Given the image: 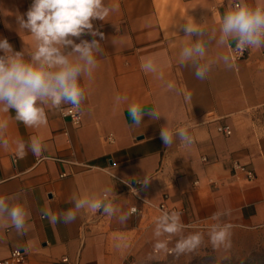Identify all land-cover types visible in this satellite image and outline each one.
Returning <instances> with one entry per match:
<instances>
[{
	"label": "crops",
	"instance_id": "1",
	"mask_svg": "<svg viewBox=\"0 0 264 264\" xmlns=\"http://www.w3.org/2000/svg\"><path fill=\"white\" fill-rule=\"evenodd\" d=\"M31 3L0 0V38L15 51L32 44L16 22ZM104 3L118 10L108 22L92 21L104 33V54L97 57L92 77L82 81L87 91L81 123L76 126L59 110L46 108L45 126L27 128L14 119L9 124L10 148H0V196H15L13 202L26 209L28 230L20 235L11 226L0 228V260L20 249L24 260L17 264H124L128 258L143 263L154 257L160 205L180 212L184 224L197 226L185 232L207 233L211 215L223 208L231 210L222 219L232 225V234L264 226V48L249 49L235 60L234 43L220 48L213 43L207 59L229 55L232 67L215 63L206 79H197L190 64L179 62L180 48L189 42L179 25L194 20L211 31L227 0ZM147 57L163 72V81L141 69ZM167 82L174 84L170 91ZM116 95L128 101L117 104ZM133 101L145 111L138 127L127 110ZM153 108L162 113L158 120L148 114ZM167 122L192 124L190 150L178 139L165 146L160 130ZM33 135L43 137L42 155L28 151L25 158H15V141L27 142ZM145 177L151 179L147 185ZM106 187H114L119 198L116 216L82 210L68 224H51L43 216L44 209L59 215L72 208L74 194ZM131 207L138 211L121 223L119 216ZM174 243L175 238L169 247Z\"/></svg>",
	"mask_w": 264,
	"mask_h": 264
},
{
	"label": "clouds",
	"instance_id": "2",
	"mask_svg": "<svg viewBox=\"0 0 264 264\" xmlns=\"http://www.w3.org/2000/svg\"><path fill=\"white\" fill-rule=\"evenodd\" d=\"M117 10L116 5L107 6L104 0H32L26 13L16 15L17 31L28 34L32 44L26 45L24 41L23 50L15 51L7 38H0V114L15 111L14 116L0 115V148L5 151L10 148L6 133L13 119L27 128L38 129L47 124L46 108L83 115L82 105L87 89L82 81L92 77L99 66L97 57L104 54L101 44L105 39L104 33L94 28L92 21L108 22ZM179 27L189 41L180 48L179 62L184 66L190 64L196 78L203 80L215 63L223 62L226 67H232L229 55L221 54L215 60L207 59L209 45L214 43L220 48L231 47L234 43V51L241 55L249 49L264 48V0H227L218 27L211 31L194 20L186 21ZM85 34H90L93 39H80ZM73 38L80 39V42L76 43ZM141 69L158 80L164 79L163 72L151 57L142 61ZM165 87L170 91L174 84L167 82ZM186 99H190V96ZM115 101L117 104L124 103L128 97L116 95ZM65 105L70 107L65 108ZM127 110L134 126H140L145 114L143 105L133 101L128 104ZM148 114L153 120L162 116L157 108ZM191 128V123L174 127L167 122L161 127L160 137L168 148L178 139L185 149L190 150L194 143ZM28 151L40 157L44 151L43 137L33 135L27 142L15 141V158H25ZM150 180L145 177L142 183L147 185ZM132 190L136 193L135 188ZM15 199V196H0V228L11 226L18 234L24 235L28 230V212L21 204L14 203ZM118 199L114 187H106L100 193L74 194L73 207L59 215L48 209L42 211L51 224L71 223L82 210L102 212L113 217L121 211L116 203ZM137 211L136 207H131L119 216L120 222L126 223ZM230 214V209L223 208L210 217L213 223L207 229V244L217 251L228 250L232 246V225L224 223L222 219ZM196 227L195 224H184L178 211H163L154 223L153 254H174L179 257L206 246L203 232L192 231L185 235L186 229ZM173 238L175 244L169 248ZM116 247L120 248L121 244L117 243Z\"/></svg>",
	"mask_w": 264,
	"mask_h": 264
},
{
	"label": "rangeland",
	"instance_id": "3",
	"mask_svg": "<svg viewBox=\"0 0 264 264\" xmlns=\"http://www.w3.org/2000/svg\"><path fill=\"white\" fill-rule=\"evenodd\" d=\"M204 235L206 246L192 253L179 257L164 253L156 256L152 253L154 257L143 263L128 258L124 264H264V226L233 233L232 246L228 250H215L211 244H207V233Z\"/></svg>",
	"mask_w": 264,
	"mask_h": 264
},
{
	"label": "built area",
	"instance_id": "4",
	"mask_svg": "<svg viewBox=\"0 0 264 264\" xmlns=\"http://www.w3.org/2000/svg\"><path fill=\"white\" fill-rule=\"evenodd\" d=\"M234 48H235V45H233V46L231 47V54H232V56H233V58H234L235 60L241 59V58H243V57L245 56L247 50L243 53V55H241L239 52L234 51ZM64 107H65V108H68V107H70V106L65 105ZM59 111H60V110H59ZM60 114H61L62 117H67V118H69V120H70L74 125H76V126H78V125L81 123V121H82V115H77V114H75V113H72V114H65L64 112H61V111H60ZM222 129H223L224 131H228V126H225V127H223ZM236 167L242 168V167L239 166V165H237ZM249 175H251V174L249 173ZM159 209H160L161 212H163V211H167V209L165 208L164 205H160V206H159ZM23 260H24V253H23V251L20 250V249H13V250L11 251L9 257L0 260V264H17V263L22 262ZM131 264H132V263H131Z\"/></svg>",
	"mask_w": 264,
	"mask_h": 264
}]
</instances>
